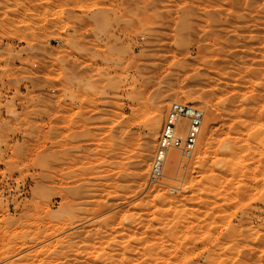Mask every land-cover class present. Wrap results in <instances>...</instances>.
I'll list each match as a JSON object with an SVG mask.
<instances>
[{
    "label": "rangeland",
    "instance_id": "374dc122",
    "mask_svg": "<svg viewBox=\"0 0 264 264\" xmlns=\"http://www.w3.org/2000/svg\"><path fill=\"white\" fill-rule=\"evenodd\" d=\"M0 264H264V0H0Z\"/></svg>",
    "mask_w": 264,
    "mask_h": 264
},
{
    "label": "built area",
    "instance_id": "2783aa9c",
    "mask_svg": "<svg viewBox=\"0 0 264 264\" xmlns=\"http://www.w3.org/2000/svg\"><path fill=\"white\" fill-rule=\"evenodd\" d=\"M204 115L205 110L195 104L173 101L168 105L152 160L150 183H160L163 178L170 149L176 148L183 158H191L202 129Z\"/></svg>",
    "mask_w": 264,
    "mask_h": 264
},
{
    "label": "bare ground",
    "instance_id": "6f19581e",
    "mask_svg": "<svg viewBox=\"0 0 264 264\" xmlns=\"http://www.w3.org/2000/svg\"><path fill=\"white\" fill-rule=\"evenodd\" d=\"M173 102V101H172ZM168 106V105H167ZM168 108V107H167ZM159 110V109H158ZM157 112V113H156ZM155 113H154V116H152V119H150V121H149V125H150V129L153 131V135H155V133H154V130L157 128V126L160 124V120L161 119H159L160 117V113H159V111H156ZM159 115V116H158ZM182 120V119H181ZM180 120V121H181ZM203 124V123H202ZM156 131V130H155ZM161 132V131H160ZM153 135H151L152 136V138L153 137H155V136H153ZM160 135V134H159ZM150 136V137H151ZM159 139V138H158ZM199 139V138H198ZM152 140V139H151ZM151 140H149L150 141V144H152L151 143ZM154 140V139H153ZM149 141H148V143H149ZM198 142V141H197ZM232 144V143H231ZM149 145V144H148ZM231 146V145H230ZM157 148V147H156ZM174 149H176V148H172V149H170L169 151H168V155H167V159H166V161H167V166H168V169L169 170H173V169H176L177 168V165H178V157H177V154L173 151ZM178 150V149H177ZM156 151V150H155ZM181 153V152H180ZM182 155V154H181ZM227 156V155H226ZM192 157V156H191ZM224 161H225V158H224ZM228 162V161H227ZM166 164V163H165ZM151 165H152V163H151ZM165 168V167H164ZM150 170H151V168H150ZM35 237V236H34ZM31 239V238H30ZM16 246V245H15ZM128 253V252H127ZM143 253V252H142ZM133 259V258H132ZM134 260V259H133ZM124 261V260H123ZM167 263V262H166Z\"/></svg>",
    "mask_w": 264,
    "mask_h": 264
}]
</instances>
